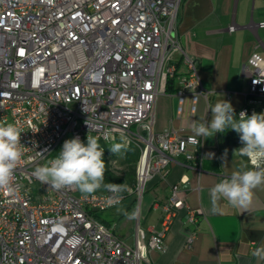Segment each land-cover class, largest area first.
Listing matches in <instances>:
<instances>
[{"label": "built area", "instance_id": "2783aa9c", "mask_svg": "<svg viewBox=\"0 0 264 264\" xmlns=\"http://www.w3.org/2000/svg\"><path fill=\"white\" fill-rule=\"evenodd\" d=\"M181 1L0 0V124L20 129L22 150L12 191L0 189V264H155L149 253L164 251L181 207L192 244L197 211L184 205L179 182L157 205L160 229L145 237L138 218L128 243L94 214L111 207V192L54 190L32 175L59 155L64 141L79 136L86 144L88 132L101 148L136 145L135 181L121 200L134 194L137 206L156 173L200 144L193 134L152 129L158 94H174L179 116L192 115L209 94L177 38ZM235 28L232 22L227 30ZM243 72L247 90L238 117L264 106V56L252 52ZM246 161L264 167V159ZM117 163L110 165L118 169Z\"/></svg>", "mask_w": 264, "mask_h": 264}, {"label": "crops", "instance_id": "0c3cea01", "mask_svg": "<svg viewBox=\"0 0 264 264\" xmlns=\"http://www.w3.org/2000/svg\"><path fill=\"white\" fill-rule=\"evenodd\" d=\"M235 7L236 0L181 1L176 16L177 38L185 52L194 58L209 94L207 100H198L196 111L190 116L176 114L172 92L158 94L153 106L154 132L173 128L181 134H193L192 122H210L211 107L223 99L232 104L239 119L237 112L244 105L247 90L243 65L252 52L264 56V33L260 36L258 32L264 26L257 25L264 19L238 24ZM232 22L236 28L228 31ZM178 68L183 70L181 64ZM255 113H264V106H256ZM199 137L197 147L190 146L174 157L147 182L139 205L142 209L139 226L147 237L161 227L157 205L166 201L170 186L179 182L184 205L197 211L195 238L188 246L191 225L185 221L186 208L181 207L165 232L164 251L151 250L150 258L155 264H257L252 252L264 245V186L253 190V202L248 209L233 208L221 199L213 212L210 189L220 180L230 178L234 171L253 167L239 154L243 145L236 131L229 128L213 137ZM102 190L104 187L97 192ZM134 198H131L133 209ZM101 220L128 243L133 242L134 235L129 238L117 233L108 220Z\"/></svg>", "mask_w": 264, "mask_h": 264}, {"label": "clouds", "instance_id": "9594fccd", "mask_svg": "<svg viewBox=\"0 0 264 264\" xmlns=\"http://www.w3.org/2000/svg\"><path fill=\"white\" fill-rule=\"evenodd\" d=\"M236 117L232 104L224 99L219 100L211 107L210 122H192L191 132L194 135L190 139L195 143V137H213L216 133H224L230 128L240 135L243 146L238 151L241 156L252 159L254 163L258 159H264V113L253 112L248 116L241 111L238 120ZM85 123L90 130L92 126L88 120ZM20 145V129L12 123L0 124V189L8 192L12 191L14 170L22 157ZM122 148V143H114L110 151L117 154ZM103 152L98 139L88 132L86 144L79 136L64 141L59 155L38 166L32 175L54 190L72 187L89 195L104 187L112 193L107 198V204L120 205L121 194L129 189L123 183L104 184ZM260 186H264V167L234 171L230 178L220 180L210 189L212 211H216L215 205L221 199L226 200L233 208L248 209L253 202V190ZM141 211L139 205L131 213L121 207L117 208V212H122L129 220L138 219ZM252 256L257 264L264 261V245L255 248Z\"/></svg>", "mask_w": 264, "mask_h": 264}, {"label": "rangeland", "instance_id": "374dc122", "mask_svg": "<svg viewBox=\"0 0 264 264\" xmlns=\"http://www.w3.org/2000/svg\"><path fill=\"white\" fill-rule=\"evenodd\" d=\"M236 23H249L251 20L257 22L261 18L264 19V0H236ZM260 36L261 33H264V28L258 30ZM114 143H118L115 141ZM108 143L107 146H102L104 152L111 148L114 144ZM111 145V146H110ZM107 147V148H106ZM109 147V148H108ZM103 157L107 160V165L109 170L116 176L126 177V172L128 171V165L122 161L121 151L117 154L112 153L111 151L104 153ZM116 159L120 168H115L110 165L111 161ZM112 183L111 181L104 182V184ZM128 186L130 183L125 182ZM101 187L99 190H101ZM97 190V191H99ZM96 191V192H97ZM135 196L134 194H128L123 200H121L120 205H114L104 210H96L95 216L99 219L108 220L115 228V231L120 234H124L131 238L134 235L135 223L134 220H129L122 212H117V208L121 207L126 209L129 213L133 210V203L131 198ZM131 201V202H130Z\"/></svg>", "mask_w": 264, "mask_h": 264}, {"label": "trees", "instance_id": "16d2710c", "mask_svg": "<svg viewBox=\"0 0 264 264\" xmlns=\"http://www.w3.org/2000/svg\"><path fill=\"white\" fill-rule=\"evenodd\" d=\"M172 86H169L167 89L171 90ZM109 145V144H108ZM103 146H107L106 143H103ZM111 146V145H110ZM107 148V147H106ZM109 148V147H108ZM110 148L107 149L104 153L109 152ZM140 149L136 145H129L127 147L122 148V161L128 165V171L126 172V177H119L114 175L108 168L107 160L103 158L105 162V173H104V182H116L118 184H125L127 181L130 183L129 186H133L135 181V163L139 157ZM127 185V184H126Z\"/></svg>", "mask_w": 264, "mask_h": 264}]
</instances>
